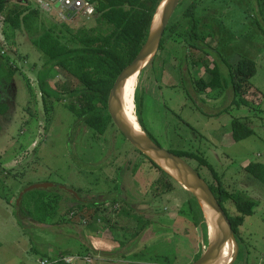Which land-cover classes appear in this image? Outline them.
<instances>
[{
	"label": "rangeland",
	"instance_id": "1",
	"mask_svg": "<svg viewBox=\"0 0 264 264\" xmlns=\"http://www.w3.org/2000/svg\"><path fill=\"white\" fill-rule=\"evenodd\" d=\"M17 4L40 9L37 0H13L7 12ZM198 7V49L167 40L165 49H159L138 75V114L146 133L159 145L205 158L235 197L255 203L253 214L246 215L239 228L240 249L233 264H264V183L251 176L247 179L245 171L248 163L264 160L258 157L259 153L264 156V0H202ZM7 12L0 17V99L8 106L0 115V264H42L55 258H74L70 264L196 262L209 246L208 230L206 234L199 223L197 199L154 167L113 123L104 134L116 130L122 138H80L84 119L77 120L65 106L72 100L67 93L62 101L43 96L38 72L48 57L25 28L14 29L5 22ZM41 13L47 24L58 23L56 10ZM181 14L176 10L172 21ZM82 15L59 21L83 24L88 16ZM185 31L182 25L178 32ZM205 51L213 53L209 60ZM204 57L210 67L217 63L228 82L241 58L255 62L257 72L245 97L249 105H232L235 95L228 82L222 81L224 90L201 91L196 82L204 78L209 83L212 78L196 64ZM9 66L17 69L12 77ZM58 73L50 83L59 92L68 91L72 83L82 88ZM234 118L242 119L254 135L234 141ZM87 129L89 134L101 135ZM188 162L208 184H216L208 167L195 159ZM40 184H52L55 188L47 189L51 195L64 198L59 212L55 209L45 224L28 217L26 209L34 210L32 198L39 189L21 197ZM59 185L78 191L84 199L102 201L112 196L114 187L113 208L119 211L91 232L79 216L69 220L78 203ZM22 207L24 213L19 211ZM67 211L70 214L65 215ZM129 211L132 216L127 215ZM227 212L239 214L233 202L227 203ZM61 217H66L64 222Z\"/></svg>",
	"mask_w": 264,
	"mask_h": 264
},
{
	"label": "trees",
	"instance_id": "2",
	"mask_svg": "<svg viewBox=\"0 0 264 264\" xmlns=\"http://www.w3.org/2000/svg\"><path fill=\"white\" fill-rule=\"evenodd\" d=\"M11 1L13 0H0V17L4 15V12H7V5ZM187 1L182 0V3L180 2L178 5L179 7L177 8L179 10H176L181 11L182 14L177 21L173 22L172 19L170 20L162 39L160 50L165 49V43L168 39L186 42L190 49H198L199 45L197 42L200 34L197 26L199 23L197 20L199 19L197 9L202 0H192L189 2V5L185 6ZM161 2L162 0H99V13L93 17L83 18L84 23L77 25L71 22H61L56 16L55 19L58 23L52 22L47 24L41 20L42 13L37 7L29 8L23 7L24 5L22 4L21 6L17 4L6 13L5 22L11 24L14 29L25 28L32 42L48 57L47 62H45L42 69L38 72L39 87L43 92V96L53 97L58 101H62L64 99L63 94L67 93L72 100L65 103V106L72 113H75L77 117L83 118L88 128L96 131V133L104 134L110 123L114 125L108 110L110 91H112L111 89L117 77L132 63L147 41L154 16L157 10H159ZM182 25L183 28L186 26V31L180 34L178 31ZM205 53L206 58L209 60L211 54L206 51ZM206 58L204 57L201 62H196L202 68L205 67L208 74L212 76L209 83L204 78L196 82L197 86H201V91L204 92L207 89H216L217 87H222L221 89L224 90L226 87L222 85V81H224L225 85H228V83L232 85L235 95L232 105H249V100H246L245 97L252 89L250 80L257 72L255 62L247 58H241L231 75H228V82L227 76L222 77L217 63L214 62L215 65L210 67ZM6 63L8 64V61ZM9 69L10 77H12L17 72V69L10 66ZM60 71L71 77V81L72 79L76 80L77 84H79L78 86L82 88L78 89L72 83L68 91L59 92L57 88L51 85L50 81ZM135 104L138 121L142 129L146 131L143 121L138 114L137 91L135 92ZM7 111L8 106L0 99V115L5 114ZM254 133V130L248 128L242 122V119H233L232 137L234 141H243L254 135ZM171 152L187 161L188 159H195L201 166L208 167L213 173L216 184L209 183V186L219 203L227 215V203L230 202L235 204L239 213L235 216L228 215L237 237L239 228L244 223L245 216L253 214L255 203L235 197L225 187L220 176L213 170L212 165L205 158L195 152ZM147 159L154 167L164 172L156 163L148 157ZM245 170L254 178L264 183V163L258 161L250 162L245 166ZM166 176L170 177L167 174ZM47 189H39V191L33 194L32 203L34 204V210L26 208L28 209V217L33 218L34 221L41 224H45L46 219L55 213L57 209L59 212L60 207L64 203L62 196L55 195L54 197L51 195L53 192L51 193ZM22 204L25 206V202L22 201ZM27 206H30V202ZM76 209L78 210L76 211ZM199 209L202 214L203 227L206 228L207 234L208 225L205 222L200 205ZM24 210L23 207L19 209L21 213H24ZM70 212L72 215V218H69L70 221L77 219L79 216L80 223L85 224L91 232L97 230V227L91 222V215L83 213L77 206L72 207ZM66 214L70 213L67 211L65 212ZM127 215L132 216V212L129 211ZM137 216L140 217L138 214ZM65 218L61 217V220L64 222ZM57 264L68 263L61 261Z\"/></svg>",
	"mask_w": 264,
	"mask_h": 264
},
{
	"label": "water",
	"instance_id": "3",
	"mask_svg": "<svg viewBox=\"0 0 264 264\" xmlns=\"http://www.w3.org/2000/svg\"><path fill=\"white\" fill-rule=\"evenodd\" d=\"M181 1L162 0L159 10L154 16L147 41L132 63L117 77L111 89L112 91H110L108 110L114 124L125 138L137 150L161 167L173 180L189 191L197 199L207 225L209 226L208 221H211L214 225L216 231L214 240L210 239L208 248L193 264H218L217 261L220 255L228 246H233L234 252L230 262L227 264H233L238 258L239 241L229 216L219 203L208 182L202 178L199 172L186 159L157 144L142 129L141 125L140 128L135 127L121 108V96L126 90L125 87L128 80L136 73L139 75L156 56L161 47L167 26ZM52 186V184L34 185L25 190L21 197L24 193L34 189H47Z\"/></svg>",
	"mask_w": 264,
	"mask_h": 264
},
{
	"label": "flooded vegetation",
	"instance_id": "4",
	"mask_svg": "<svg viewBox=\"0 0 264 264\" xmlns=\"http://www.w3.org/2000/svg\"><path fill=\"white\" fill-rule=\"evenodd\" d=\"M210 54H213V53L210 52ZM210 56H212V55H210ZM77 120H83V118L77 117ZM114 126L117 128V126L115 124H114ZM90 130L92 131V129H90ZM88 132L89 131H88L87 127L85 126L84 129H82V133L80 134V138H122L119 135V133H117V134L115 133L116 130H114V134H112V135H107V134L96 135L94 133L89 134ZM52 187H54V186H52ZM56 187L63 188L64 190H67L69 193L72 194V196L74 197L72 199V201L78 203L75 206L79 207L83 213L89 214L92 216L91 222L93 225H95L97 227V229H101V222L104 224L108 223L111 220V218L112 217L114 218V215H116L117 212L119 211V209H117L116 207L113 208V204H114V202H116L114 200V192H113L114 187H113V191L111 192L112 196L108 197L106 199V201L97 200L96 197L84 199L83 197H81L82 194L78 193V191H73V189L66 188V187L61 186V185L56 186ZM84 193H89V192L85 191ZM92 193H94V192H92ZM95 195H100V196L105 195L106 196V193L103 194L102 192H95Z\"/></svg>",
	"mask_w": 264,
	"mask_h": 264
},
{
	"label": "built area",
	"instance_id": "5",
	"mask_svg": "<svg viewBox=\"0 0 264 264\" xmlns=\"http://www.w3.org/2000/svg\"><path fill=\"white\" fill-rule=\"evenodd\" d=\"M38 7L42 11L52 12L56 10L55 14L60 20H71L76 15L83 14L82 16H94L98 11L99 0H38ZM66 262L68 264L75 261L74 258H55L54 260L42 261V264H57L59 262Z\"/></svg>",
	"mask_w": 264,
	"mask_h": 264
},
{
	"label": "bare ground",
	"instance_id": "6",
	"mask_svg": "<svg viewBox=\"0 0 264 264\" xmlns=\"http://www.w3.org/2000/svg\"><path fill=\"white\" fill-rule=\"evenodd\" d=\"M137 80H138L137 73L128 80L127 85L125 87L126 90L122 93V96H121V108L125 116L130 120V122L134 124L135 127L140 128L138 117L135 111V101H134L135 91L137 90L136 89ZM208 222H209L208 235H209V241H210L211 238L212 240H214L216 236V231H215V227L212 224V222L211 221H208ZM233 252H234L233 246H228L220 255L217 263L227 264L228 262H230L233 256Z\"/></svg>",
	"mask_w": 264,
	"mask_h": 264
},
{
	"label": "crops",
	"instance_id": "7",
	"mask_svg": "<svg viewBox=\"0 0 264 264\" xmlns=\"http://www.w3.org/2000/svg\"><path fill=\"white\" fill-rule=\"evenodd\" d=\"M38 1V0H37ZM38 5V4H37ZM0 42H1V37H0ZM231 133H232V126H231ZM248 139V138H247ZM247 139H245V140H247ZM234 140V139H233ZM244 141V140H243ZM258 157H262V158H264V156H263V154H258ZM258 162H262V163H264V160H262V161H258ZM246 171V170H245ZM249 176H251V177H253L252 175H250L249 173H247V175H246V178L248 179V177ZM254 178V177H253ZM256 179V178H255ZM258 180V179H257ZM205 222H206V220H205ZM200 224H201V226L203 227V221L201 220L200 222H199ZM204 251V250H203ZM245 254H246V250H245Z\"/></svg>",
	"mask_w": 264,
	"mask_h": 264
}]
</instances>
